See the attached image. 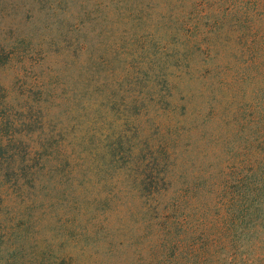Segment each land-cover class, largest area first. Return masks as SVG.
I'll list each match as a JSON object with an SVG mask.
<instances>
[{"label":"rangeland","instance_id":"obj_1","mask_svg":"<svg viewBox=\"0 0 264 264\" xmlns=\"http://www.w3.org/2000/svg\"><path fill=\"white\" fill-rule=\"evenodd\" d=\"M174 6L0 0V49L16 55L0 63V112L21 111L26 153L18 176L0 171L8 264H264V217L236 239L228 208L263 155L252 116L264 91L250 78L222 88L232 72L172 76L163 24ZM164 144L169 181L153 193L144 179Z\"/></svg>","mask_w":264,"mask_h":264},{"label":"trees","instance_id":"obj_2","mask_svg":"<svg viewBox=\"0 0 264 264\" xmlns=\"http://www.w3.org/2000/svg\"><path fill=\"white\" fill-rule=\"evenodd\" d=\"M172 2H175V6L165 13L166 23L163 24L167 33L164 45L175 44L171 51L163 50L168 53V59H170L165 64L166 70L174 68L172 76L182 81L185 74L194 73L198 78L204 79V68L206 74L211 71L218 73L225 71V74L232 72L237 77L233 79L231 76L230 78L224 76L223 84H220L222 88L234 90L233 88L245 82L244 79L250 78L249 81L254 89L264 91V0H172ZM15 58V51H7L5 47L0 49V63L6 65ZM183 61L187 66L182 64ZM175 68L179 73L175 71ZM157 75L159 78V73ZM166 81L170 88L171 81L168 79V72ZM155 102H163L158 92ZM258 104L254 105L258 106ZM260 108L261 111L256 116H252V119H256L253 122L263 124L262 137L256 139L263 155L255 154L251 158L252 172L240 177L238 196H234L228 206L233 209H230L232 214L235 210H237L236 214H239L236 221H234L235 216L231 217L233 218V229L241 232V235L236 234V239L244 236L247 222L255 221L256 217H264V104ZM7 112H12V118L7 116ZM20 112L14 107L11 111L6 110L7 114L0 112V171L4 173L14 171L17 164L21 173L22 164L26 162V153L22 151L21 138L18 133L19 128L25 123L17 119V113L20 114ZM171 123L178 124L173 120ZM171 128L173 127L169 125V129ZM158 148L164 154L162 162L158 167L156 166L157 170H150V174L144 179L148 181V184L143 185L146 190L153 193L159 191L169 181L164 164L166 157H169V145L164 144ZM24 154L25 157L22 158L21 163H18ZM14 172L17 173V171ZM129 172L131 176L135 175L139 179L135 173ZM193 175L197 176L195 172ZM6 193L7 189L2 183L0 185V208L3 207L4 198L7 197ZM162 194L163 192L158 193L159 196ZM214 194H216L215 190ZM1 229L4 231V227H0ZM0 247L4 245L0 244ZM9 250L5 257L0 258V264L9 263V258L14 254ZM4 252L0 249V254Z\"/></svg>","mask_w":264,"mask_h":264}]
</instances>
